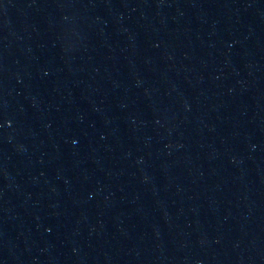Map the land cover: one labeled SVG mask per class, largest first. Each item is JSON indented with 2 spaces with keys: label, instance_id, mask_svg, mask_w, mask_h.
<instances>
[{
  "label": "water",
  "instance_id": "water-1",
  "mask_svg": "<svg viewBox=\"0 0 264 264\" xmlns=\"http://www.w3.org/2000/svg\"><path fill=\"white\" fill-rule=\"evenodd\" d=\"M0 264H264V0H0Z\"/></svg>",
  "mask_w": 264,
  "mask_h": 264
}]
</instances>
